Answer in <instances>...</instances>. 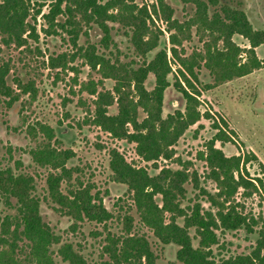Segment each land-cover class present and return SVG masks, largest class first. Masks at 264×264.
I'll use <instances>...</instances> for the list:
<instances>
[{
  "label": "trees",
  "instance_id": "16d2710c",
  "mask_svg": "<svg viewBox=\"0 0 264 264\" xmlns=\"http://www.w3.org/2000/svg\"><path fill=\"white\" fill-rule=\"evenodd\" d=\"M179 1L194 6V15L183 23L172 18L173 10L166 0H154L150 5H140L136 0H55L49 3L46 13H42L44 4L41 3L0 0V40L8 48L12 45L26 47L27 39L38 41L35 26L39 15L44 22L42 32L45 36H56L60 30L68 35L73 47L77 46L80 33L92 26L98 27L102 32L100 45L107 54L94 44L86 48L77 46L72 55L49 57L48 65L55 68L61 64L62 68L67 64V57L72 61L80 56L102 80H111V90L96 93L93 88L91 91L90 94L96 96L89 123L116 140L134 144L136 155L158 170L156 162L169 161L174 156L173 147L178 139L202 118L198 109L199 87L208 91L246 76L264 64L257 61L254 52L255 48L264 47V31L253 30L242 11L222 5L220 0ZM29 17L34 25L27 21ZM59 17L64 20L58 21ZM155 20L161 21L169 33L171 47L168 51L177 67L172 86L184 100L183 111L177 110L165 117L162 116V104L164 92L171 85L168 81L171 66L165 48L148 59V55L158 48L163 35ZM108 23H116L124 30L133 52L140 59L137 67L132 62H121L118 55L109 50V45L113 44ZM192 27L196 28L200 40L207 39L201 50L182 56L176 48L191 39ZM233 35L246 39L249 48L241 51L232 42ZM240 52L248 56V61L243 64L238 61ZM9 66V62L0 64V97L7 108H11L21 94L31 95L34 90L33 82L22 84L19 79H16L18 92L10 88L6 84ZM201 68L209 72L211 83L202 85L199 82ZM149 75L153 76L150 90L144 84ZM114 104L116 112L110 114L109 108ZM140 112L144 114L143 118H140ZM37 126L41 136H37L35 127H29L28 132L37 143L27 153L34 165L48 171L45 178L47 198L56 206L52 207L54 211L70 218L72 228L83 222L102 226L105 235L100 257L107 256V260L100 264H159L146 236L134 232L132 210L140 224L159 243L177 247L175 260L179 264H264V217L258 216V220L248 217L234 199L240 189L246 197L264 195V166L258 164L259 177L250 179L245 165L257 162L254 155L226 157L221 149L215 148V141H230L218 125H214L216 135L208 142L203 154L207 178L214 182L215 193L200 188L195 176L190 179L199 191L198 195L209 204V209H203L197 202L191 206L181 205L186 197L184 185L189 179L186 168L164 167L150 175L144 168L129 164L117 150L109 152L112 180L127 188L134 206L131 208L123 202L126 209L122 210L118 205L122 214L116 216L121 224L117 232L110 231L108 224L115 217L105 208L99 195L93 194L90 186L74 180V170L66 167L73 157L72 151L52 145L53 131L44 125ZM20 165L18 162L15 169H0V264H55V254L64 264H87L71 243H61V237L43 221L35 180L21 171ZM157 196L161 205L156 202ZM178 220L183 224L179 225ZM191 229L193 237L189 235ZM238 230L257 233L251 251L215 260L211 247L219 242L217 233ZM193 240H197V245H193Z\"/></svg>",
  "mask_w": 264,
  "mask_h": 264
},
{
  "label": "rangeland",
  "instance_id": "374dc122",
  "mask_svg": "<svg viewBox=\"0 0 264 264\" xmlns=\"http://www.w3.org/2000/svg\"><path fill=\"white\" fill-rule=\"evenodd\" d=\"M54 1L30 0L32 4H44L42 13H46L49 3ZM105 1L107 0H103ZM136 2L140 5L142 3L150 5L154 0H136ZM166 3L173 10L172 18L180 23L188 21L194 15V6L191 4H183L179 0H166ZM220 4L242 11L253 30L264 31V0H220ZM57 20L62 22L64 18L59 17ZM27 21L34 25L32 18L29 17ZM155 24L163 35L160 37L158 48L148 55V59L165 48L171 66V74L168 76L171 85L164 92L162 104V116L165 117L177 110L183 111L184 100L172 86L177 76V67L168 51L171 47L168 40L169 33L165 31L161 21L155 20ZM108 25L111 27L110 36L113 44V46L109 45V50L117 54L121 62H132L134 63L132 65L137 67L140 59L133 52L124 30L116 23H108ZM35 27L38 41L27 39L26 47L18 48L12 45L8 48L0 40V64L9 62L10 65L6 84L15 92H18L16 79L22 84L33 82L34 87L31 95L21 94L11 108H7L2 102L3 98L0 97V169L5 167L15 169L17 163H21L20 170L31 175L35 180L36 195L41 199L40 213L43 221L61 237V243H71L73 249L81 253L87 264H100L101 261L107 260V256L103 259L100 257L101 242L105 232L101 225L88 222L78 224L74 229L70 218L53 210L52 207L56 206L49 201L46 192L45 178L48 171L34 165L27 153L29 148H34L37 143L28 132L30 126L37 129L36 133H39L37 124L47 126L54 133L51 144L58 149L72 151L73 157L66 163V167L72 168L73 179L90 186L92 193H97L105 208L114 215L115 218L108 224L110 231L113 232L121 228L119 218L116 216L122 214L120 207L122 210L126 209L123 202L131 205L129 206L131 208L134 206L129 200L127 188L112 180V172L109 168V152L112 149L117 150L129 164L144 168L150 175L157 174L158 170L164 167L173 170L186 168L189 179L184 185L186 197L181 201L184 207L197 202L203 209H209L205 198L198 195L199 191L190 182L191 177H196L200 188L210 193L216 191L214 182L207 178L208 169L203 158L206 145L216 135L217 130L214 125H218L225 137L230 139L226 143L215 141V148L221 149L226 157L243 158L245 155H254L257 162L247 163L245 169L250 179L259 177L258 164L264 166V64L246 76L222 83L208 91L199 87L198 109L202 118L178 139L173 147L174 156L169 161L156 162L158 170H155L151 163H145L136 155L134 144L116 140L89 123L96 96L91 95V91L93 88L96 93L111 90L113 87L111 80H102L97 72L90 70L80 56L72 61L67 57V64L62 68L61 64L55 68L48 65L49 57L54 59L61 54L72 55L76 52L77 46L86 48L94 44L99 51L107 54L100 45L101 30L96 26L86 29L85 33L79 34L77 46L73 47L68 35L60 30L56 36H45L42 32L45 26L40 15L36 17ZM190 32L191 39L181 42V46L176 48L182 56L201 50L204 40L207 39L200 40L195 27H192ZM231 40L241 51L249 48L248 41L242 36L233 35ZM115 50L118 53H115ZM254 52L257 61L264 63V47L259 46ZM239 54V63L248 61L245 52ZM198 80L202 85L212 82L209 72L204 68L199 71ZM144 84L150 90L153 86V76L149 75ZM115 112L114 104L109 108V113ZM143 117L144 114L140 112V118ZM37 136H41L40 133ZM155 199L161 205L160 197L157 196ZM234 199L242 205L243 213L248 217L257 220L258 216L264 217V195L252 194L246 197L240 189ZM130 214L133 218L134 232L146 236L158 258L156 262L179 264L175 260L177 247L159 243L152 233L140 224L135 211L132 210ZM178 223L183 224L182 220H178ZM189 235L194 236L192 229ZM217 235L219 242L211 247L215 260L248 254L257 239V233L250 234L243 230L218 232ZM193 245H197V240H193ZM57 247H53L54 252ZM53 258L55 264H64L58 255L55 254Z\"/></svg>",
  "mask_w": 264,
  "mask_h": 264
}]
</instances>
